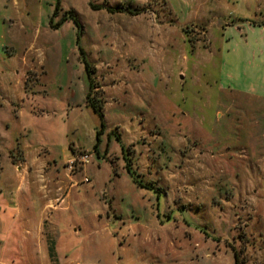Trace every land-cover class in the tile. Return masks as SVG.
Instances as JSON below:
<instances>
[{
    "label": "rangeland",
    "instance_id": "374dc122",
    "mask_svg": "<svg viewBox=\"0 0 264 264\" xmlns=\"http://www.w3.org/2000/svg\"><path fill=\"white\" fill-rule=\"evenodd\" d=\"M223 40L263 76L264 0H0V264H264V97Z\"/></svg>",
    "mask_w": 264,
    "mask_h": 264
},
{
    "label": "crops",
    "instance_id": "0c3cea01",
    "mask_svg": "<svg viewBox=\"0 0 264 264\" xmlns=\"http://www.w3.org/2000/svg\"><path fill=\"white\" fill-rule=\"evenodd\" d=\"M244 45L249 47V43L244 42ZM229 46V41H221L220 74L223 76H221V78L226 80L224 81L225 83H223V87L237 91L238 93H254L264 97V75L261 76L253 71H250L246 72L244 76L241 75L240 78L236 69H233L234 65H236V52H232ZM20 136L25 137L26 133H22ZM57 181L59 182V180ZM69 188L64 190V188L61 187V184H55L53 191L48 193L46 192L44 197V200L46 201L44 206L45 210H55L56 208L61 209L63 201L69 197ZM43 222H46V220L44 219ZM40 233H43L42 229ZM42 238L45 239V236Z\"/></svg>",
    "mask_w": 264,
    "mask_h": 264
},
{
    "label": "trees",
    "instance_id": "16d2710c",
    "mask_svg": "<svg viewBox=\"0 0 264 264\" xmlns=\"http://www.w3.org/2000/svg\"><path fill=\"white\" fill-rule=\"evenodd\" d=\"M58 10H59V5L57 4L56 9H55L54 14H53V17H55L57 15V11ZM109 11H113V12L124 11L126 13H134L133 11L129 10L128 8H125L123 10L120 9V8H114L112 10L109 9ZM67 19L71 20L77 27H79V24H78V21L76 19V16L72 12H68V13L64 14L62 16L61 20H59L57 22V24H55L53 27L55 28V27L60 26ZM81 54H82V52H81ZM83 63H84V66H85L86 74H87L88 79H89V89H88V92H87V94L85 96V104H86L87 107H89L92 110V112L94 114H96L98 116V118H99V120L101 122V128H102L103 127V124H102L103 103L101 102L100 97L98 96V94H95L96 92H93V80L90 77V75L93 74L94 69L91 66H89V64L85 61L84 57H83ZM96 142H98V137H96ZM94 148H96V147L94 146ZM125 167H126V170L128 171V173L130 175H133V173L131 172L130 164L126 163Z\"/></svg>",
    "mask_w": 264,
    "mask_h": 264
},
{
    "label": "built area",
    "instance_id": "2783aa9c",
    "mask_svg": "<svg viewBox=\"0 0 264 264\" xmlns=\"http://www.w3.org/2000/svg\"><path fill=\"white\" fill-rule=\"evenodd\" d=\"M88 161H89V156L87 154L77 153L75 155V159L70 164L71 165L77 164V165L83 167L86 164H88ZM84 181L87 182V180H84Z\"/></svg>",
    "mask_w": 264,
    "mask_h": 264
}]
</instances>
